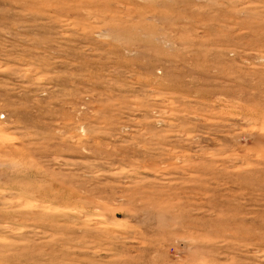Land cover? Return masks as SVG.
I'll return each instance as SVG.
<instances>
[{"label": "rangeland", "instance_id": "374dc122", "mask_svg": "<svg viewBox=\"0 0 264 264\" xmlns=\"http://www.w3.org/2000/svg\"><path fill=\"white\" fill-rule=\"evenodd\" d=\"M0 264H264V0H0Z\"/></svg>", "mask_w": 264, "mask_h": 264}]
</instances>
